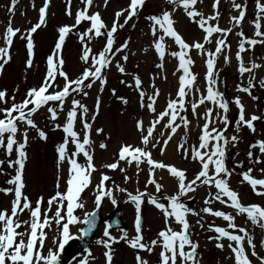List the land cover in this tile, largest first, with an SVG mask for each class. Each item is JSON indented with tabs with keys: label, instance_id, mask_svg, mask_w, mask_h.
<instances>
[{
	"label": "snow or ice",
	"instance_id": "obj_1",
	"mask_svg": "<svg viewBox=\"0 0 264 264\" xmlns=\"http://www.w3.org/2000/svg\"><path fill=\"white\" fill-rule=\"evenodd\" d=\"M73 0H65V14L72 17L71 25L58 27V38L54 48L46 57V72L42 81L35 87L26 90L22 99L17 102L15 93L7 89H0V150H3L5 159L0 160V165L6 166L12 172L7 175L5 184L10 187H0V194L12 195L10 208L0 209V264H61V254L65 246L75 239H83L92 233L97 226V211H84L85 202L82 193L91 188L94 196L95 209L101 207L102 201L107 197L112 205L117 204L113 195L115 191L127 193L125 202L134 205V235L129 237L127 231H121L117 239L109 232L111 225H106L102 238L96 240V244L102 246L104 264H112L113 244L123 241L135 252V264H151V261L141 256V252L153 254L157 248V259L155 264H201L198 249L199 243L192 239L193 225L188 217H198L196 224L204 229V216L220 218L226 222V227L209 224L207 231L216 233L209 237L217 241L216 248L223 250L227 240V248L230 250V259L233 264H264V238L255 240L254 235L244 225L235 223L236 217L246 214L245 225L250 221L251 225L259 227L264 235V206L259 204L244 205L241 203L239 193L232 189L230 177L233 174L241 177V183H246L252 192L259 197H264V178H256L252 175L253 166L244 168V162H237L232 168L228 167V154L231 148H235L240 141L238 133L247 128L255 133V121L264 120V114H251L246 116L245 105L240 95L229 100L219 90L221 80L217 62L223 56L225 64L231 63V45L228 36L233 33L234 28H241L246 17V5L230 0L232 9L237 15L229 16L232 27H221L219 24L221 13L219 5L221 0H213L212 12L208 15L197 7L203 4V0H165V8L158 14H148L143 19L149 22V32L153 38L149 47L153 48L159 63L155 67L163 70L166 55L165 38L167 37L178 47V50L168 51L167 55L178 60V66L173 72L177 73V89L175 97H170L160 111L156 104L160 96V89L153 82L150 83L151 92L145 87L141 77L135 72H128L126 64L129 60V49L127 41L116 44L115 34L123 29L134 18H139L140 12L146 4V0H129L126 8L114 13L111 26L104 22L100 12H89L93 7L94 0H79L82 5L75 14L72 12ZM255 2V18L250 23L254 26V37H247L241 31L235 32L239 37L238 49L235 59L238 62V73L241 77L248 74L246 85H236L237 93H244L252 100L258 97L253 95V89L257 86L253 83L256 79L254 70L264 67L251 61V66L244 62L242 53L250 50L257 44H264V31H261L264 20V3L261 0ZM18 0H11L7 8L9 14H14ZM107 7L109 0H103ZM51 0H43L39 8L38 22L33 24L26 32L19 27L14 28L9 19L0 40V74L6 65L12 60V46L15 39L25 41L26 58L24 67L30 70L34 66L35 43L33 34L41 27L47 26V12L50 10ZM33 7H35L33 3ZM182 11L189 22L194 23L202 30L203 36L199 40L188 43L174 27L176 21L174 14ZM123 17V23L120 18ZM83 30H77L75 35L81 45L79 56L83 68L78 76L72 78L64 69L65 60L62 56L66 38L73 33L74 29L81 26ZM135 27V23L132 25ZM259 37L260 39H256ZM103 38L104 44L99 51L91 47L92 41ZM206 45H213L209 49ZM248 45V48L245 46ZM149 49H143L147 52ZM195 51L204 60L205 64V86L197 85L198 76L193 73L192 67L195 60L190 53ZM117 54L120 59L115 60ZM135 55V53H132ZM115 69L124 78L120 83L133 89L138 94V102L141 109L150 114V119L145 125L143 119L137 120L135 127L140 133L139 144H121L112 163L103 165L107 170H118L125 173L123 179L127 183L131 177L126 174L125 165H135L137 176L145 171L141 165L147 166L145 191L136 190V193L127 192L126 188L115 185L112 177L100 171L97 183L93 184V173L99 171L94 163V141L93 130L97 136L104 132L103 128L96 127L95 121L100 110V96L97 95L92 110L83 102L89 95V90L96 86L98 93H103L108 83V75ZM131 77V81L127 77ZM166 79V77H164ZM62 80L61 84L59 81ZM258 86L264 89V78L258 81ZM115 95V89H112ZM123 104L127 105L125 97H117ZM230 105L238 110L234 120L235 127L233 135L229 136V127L233 121L229 117ZM203 108V112L199 109ZM41 110L45 113V119L52 130L63 133L62 141L56 146L57 171H62V166L67 165L64 190H60V176L57 177L56 191L47 198L38 197L34 202L25 194V168L28 160L27 145L29 142V131L34 130L40 140H47V132L41 128L35 117ZM191 112L199 126L196 141L189 142V131L192 121L188 119L187 113ZM63 114L64 120L60 121ZM202 125H199L200 121ZM79 125V130L77 126ZM219 125V126H218ZM183 127L184 135L176 144V152L182 159L198 164L199 168L192 178L187 175V169H181L174 164H166L155 160L152 150L157 149L161 155L166 151L169 143L177 134V130ZM71 146V147H70ZM100 149H106L107 144L99 143ZM258 151L259 155L256 154ZM13 156L15 158H13ZM83 157L84 162L79 159ZM246 161L252 165L264 164V139L255 140L249 144L246 153ZM237 168L240 169L237 172ZM159 171L166 170L170 178L176 182L175 192L166 195L163 192V177L158 176ZM264 176V168L259 170ZM0 174H4V168H0ZM106 182H112L113 188H107ZM149 185L154 186V195L146 191ZM201 187H206L207 192L203 200V206L196 210L183 202L182 198L195 200ZM214 189V191H213ZM147 202L154 206L162 215L164 227L156 233L155 237L145 240L143 236L142 205ZM232 209L227 212L214 209L213 204ZM77 209L83 211L81 218L76 214ZM27 211L28 219L22 220L21 216ZM77 227L78 235H73L70 226ZM53 228L58 233L52 240L53 247H47L48 231ZM231 230V231H230ZM87 253L77 264H89L94 260L91 251L85 247Z\"/></svg>",
	"mask_w": 264,
	"mask_h": 264
},
{
	"label": "rangeland",
	"instance_id": "obj_2",
	"mask_svg": "<svg viewBox=\"0 0 264 264\" xmlns=\"http://www.w3.org/2000/svg\"><path fill=\"white\" fill-rule=\"evenodd\" d=\"M213 0H203V4H198L197 7L200 8L205 15L212 12ZM238 3H243L246 5V17L242 22L241 28H234L233 33L228 36V42L231 45V63L225 64L223 56H220L217 62V68L219 69V78L221 83L219 85V90L225 94V97L229 100L233 99L236 95H240L242 102L245 105L246 116L251 114L261 115L264 114V89L259 88L258 81L264 78V67L254 70V76L256 79L253 81L257 86L252 90L253 95L257 96V100H252L249 96L244 93L236 92V85H246L248 82V74L245 73L241 77L238 73V62L235 59V53L238 49L239 37L235 35L237 31H243L247 37H254V26L251 21L255 18V2L254 0H237ZM264 3V0H261ZM11 0H0V34H2L7 26L9 19L12 21V26L14 28L19 27L22 32H26L33 24L38 22L39 8L43 5V0H18L15 7L14 14H9L7 8L10 6ZM33 3L35 7H33ZM129 4V0H109L107 7L104 6L103 0H94V5L89 9V12H100L102 19L106 24L111 26L112 20L114 18V13L120 9L126 8ZM230 4V6H228ZM82 5L79 0H73L72 2V12H75L81 8ZM165 0H146V4L140 12L139 18H134V21H130L123 29H119L115 34L116 44L119 45L122 42L127 41L129 43V49L126 50L129 54V60L126 64V69L128 72H135L138 74L144 82L145 89L150 93V83L153 82V77L155 85L160 89V96L158 98L156 108L160 111L164 108L166 101L172 97H175L177 89V73L176 76L173 72L178 66V60L167 55L168 51L178 50V47L173 41L165 38L166 45V55L163 61V70L155 67L156 63H159V59L153 48L149 47L152 43V36L149 32V22L143 19L144 16L148 14H158L162 8H165ZM219 11L221 13L219 24L221 27H232L229 23L230 15H237V11L232 9L230 0H221L219 5ZM174 20L176 21L174 27L185 39L186 42L192 43L195 40H199L203 36L202 30H200L196 24L189 22L188 18L182 11H177L174 14ZM47 26L41 27L37 30L34 36L35 43V56H34V66L30 70H25L24 61L26 58L25 41L20 39H15L12 46V60L8 65L5 66L2 74H0V89H7L10 93H14L16 89H19L18 93H15L16 100L19 102L24 96L26 90L30 87L37 86L41 81L46 72V57L51 54L55 41L58 38L57 29L63 25H71L74 20L65 14V0H51L50 10L47 12L46 16ZM88 22H83L81 26L73 30V33L69 34L66 38L65 45L63 47L62 56L65 60L64 69L72 78H75L82 71L83 65L79 59L81 54V45L78 42L75 32L77 30H83V25ZM120 23H123V17L120 18ZM135 23V27H133ZM262 28L264 31V20L261 21ZM260 39L259 37H255ZM103 38H97L92 41L91 47L94 51H99L104 44ZM0 46H3L2 40H0ZM209 49H213V45H206ZM248 48V45L245 46ZM148 48L147 52L143 49ZM135 53V55H132ZM191 57L195 60V64L192 67L193 73L197 74L198 81L197 85L200 88L205 86V64L204 60L197 55L195 51L190 53ZM244 62L247 66H251V61H255L257 64L264 65V44H257L250 48V50L242 53ZM120 59V54H117L115 60ZM166 77V79L164 78ZM120 73L116 72L115 69L108 75V83L105 87L103 93H98L96 86L89 90V95L83 100V102L89 107L90 110L94 108L95 100L97 95L100 96V110L97 120L94 124V129L100 127L104 129V132L97 136L93 130L92 139L94 141V163L99 169V171L93 173L92 182L97 183L100 175V171L105 172V174L112 177V181L115 185H119L122 188H126L127 192L133 194L136 190L145 191V183L147 176V166L141 165L145 171L140 172L137 176L135 165H125L123 162L120 163V167L126 168V174L131 177V179L125 183L124 175L118 170H107L103 168L104 164L112 163L121 144H139L140 133L137 131L135 124L137 120L143 119L145 125L150 119V114L146 112L145 109H141L138 102V94L131 88L126 87L119 81L122 79ZM131 81V77H127ZM61 84L62 80L59 81ZM112 89H115V95L112 94ZM125 97L128 100V104H123L117 97ZM203 112V108L199 109ZM238 115V110L234 105H230L229 117L233 123L229 127L228 135L231 136L234 133L233 129L235 127L234 120ZM188 119L192 121L190 126V131L188 134L189 142L194 143L199 132V126L194 117H192L191 112L187 113ZM45 113L43 110L37 113L35 119L38 125L43 128L47 134V140H40L34 130L29 131V142L27 145L28 160L25 168V181L26 188L24 192L29 198L34 202L38 197L43 196L45 200L53 195L56 191L57 177L60 176V190H64V180L66 178L67 165L62 166V171H57V154L55 151L56 146L62 141L63 133L59 130H52L50 126L45 127L48 121L44 118ZM64 116L61 114L60 121L63 122ZM203 121L199 122L202 125ZM256 132L253 133L247 128H243L239 133L240 141L236 145V156L230 158L228 154V167L232 168L237 162H244V168L249 166L254 167L252 175L256 178H264L261 172V168H264V164L252 165L250 161H246V153L249 149V144L253 143L255 140L264 139V120L254 122ZM219 126V125H218ZM79 130V125L77 126ZM184 135L183 127L177 130V134L173 137V140L169 143L166 151L163 155L157 149L152 150V156L155 160L162 161L166 164H174L178 168L187 169V175L192 178L194 173L198 170L199 165L192 163L188 160H184L176 152V144L180 140V137ZM104 142L107 144L106 149H100L98 147L99 143ZM71 147V146H70ZM231 148V147H230ZM173 154V156H172ZM259 155L258 151L256 152ZM172 158L169 160V156ZM13 158H15L13 156ZM5 159L3 150H0V160ZM80 163H83V157L78 158ZM0 168H4V174H0V187H10L5 184L6 179L10 178L8 173H11V169H7L6 166L0 165ZM240 171L239 168L236 170ZM168 174L166 170L162 171ZM158 176H162L161 171L158 170ZM169 175V174H168ZM241 177L239 175L233 174L230 177V185L232 189L237 191L240 196L241 203L244 205L259 204L264 206V197L256 196L249 185L246 183H241ZM171 185L169 187H164L163 192L166 195L174 194L176 182L172 179ZM107 188H113L112 182H106ZM147 192L159 196V193H155L154 186L149 185L146 189ZM206 187H201L196 195L195 200H188L182 198L183 202L188 206L199 210L203 206V200L207 192ZM214 191V189H213ZM114 198L117 200V204L112 205L111 201L105 197L103 202V207L101 209V217L106 218L109 213H111L116 207L121 209V220L125 226L120 230L108 229L110 234L117 239L121 235V231H127L129 237L133 236L134 233V205L125 202L127 199V193H121L115 191L113 188ZM85 209L84 211H93L94 196L91 188L86 189L82 193ZM12 195L4 196L0 194V209L9 207L10 201L12 200ZM214 209H219L227 212H232V209L227 208L215 202L213 205ZM76 214L83 217V211L77 209ZM142 215L144 216V226H143V236L145 240H150L155 237L158 230L164 227L163 218L160 212L147 202L142 205ZM204 216V229H201L199 225L196 224L198 217L189 216L188 219L193 225L192 239L198 241L199 243V257L201 264H233V259H230V250L227 248L228 241L225 239L222 242L225 244V248L220 250L216 248L217 241L214 239H209L211 236H215L216 233L207 231L208 225L213 224L216 226L226 227V222L220 218H214L208 216L207 214H202ZM246 214L236 217L235 223L238 225L246 226L250 233L254 235L255 240H260L264 238L262 231L259 227L251 225L249 221L245 225ZM22 220L28 219V213L21 216ZM106 222L99 225L88 249L91 251L94 260L90 259L89 264H104L103 252L105 249L96 244V240L102 238L103 231L106 227ZM77 227L80 226H70L71 233L75 236L78 235ZM231 231V230H230ZM58 233L56 229L53 228L48 231V239L46 241L47 247H53L52 240ZM113 261L112 264H135V252L126 243L120 241L119 243L112 245ZM159 248L155 252L149 255L146 252H141L140 255L151 261V264H155L157 256L156 253L159 252ZM257 251H264L257 249ZM63 253V252H62ZM87 253L81 252L77 257L72 260H64L61 254V264H77L79 259L86 256ZM253 259V264H256L255 258Z\"/></svg>",
	"mask_w": 264,
	"mask_h": 264
},
{
	"label": "water",
	"instance_id": "obj_3",
	"mask_svg": "<svg viewBox=\"0 0 264 264\" xmlns=\"http://www.w3.org/2000/svg\"><path fill=\"white\" fill-rule=\"evenodd\" d=\"M234 155H235V153L233 152L231 154V156L233 157ZM101 207H102V204H101ZM101 207L99 209H95L97 211V226H96V228L93 229L92 233H90L87 237H83V239L73 240V241L69 242V244L66 248V251H65V256L67 259H71V258L75 257L82 250H84L85 247L88 246V244L91 240V236L93 235V233L97 229L99 223L101 222V218H100ZM120 215H121V210L119 207L116 208L110 214L109 224H108V225H111L110 228L119 229V228H122L124 226V224L122 223V221L120 219Z\"/></svg>",
	"mask_w": 264,
	"mask_h": 264
},
{
	"label": "bare ground",
	"instance_id": "obj_4",
	"mask_svg": "<svg viewBox=\"0 0 264 264\" xmlns=\"http://www.w3.org/2000/svg\"><path fill=\"white\" fill-rule=\"evenodd\" d=\"M228 6H230V4ZM168 156H169V160H170L172 158L173 154H172V156L171 155H168ZM161 174L163 177L162 183L164 184V186L166 188L169 187L171 185L170 183L172 182V178H170V176L168 174H165V176H163L164 173L162 171H161Z\"/></svg>",
	"mask_w": 264,
	"mask_h": 264
}]
</instances>
